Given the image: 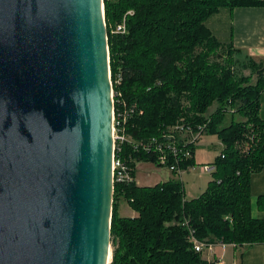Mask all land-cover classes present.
<instances>
[{"label":"trees","instance_id":"trees-1","mask_svg":"<svg viewBox=\"0 0 264 264\" xmlns=\"http://www.w3.org/2000/svg\"><path fill=\"white\" fill-rule=\"evenodd\" d=\"M102 3L114 114L128 113L123 129L130 141L115 144V158L133 174L139 162L159 167L156 153L134 143L160 139L176 125L215 135L222 145L211 163L212 179L197 198L185 199L182 183L174 178L153 186L113 185L108 264H207L190 236L235 247L264 244V217L252 215L250 193L252 176L264 168L263 69L248 61L250 75L235 74L236 50L206 26L222 9L264 8V0ZM120 26L124 32H117ZM187 147L192 157L178 164L182 171L195 164V144ZM120 200L134 217L119 215ZM255 208L264 213V192Z\"/></svg>","mask_w":264,"mask_h":264},{"label":"water","instance_id":"water-1","mask_svg":"<svg viewBox=\"0 0 264 264\" xmlns=\"http://www.w3.org/2000/svg\"><path fill=\"white\" fill-rule=\"evenodd\" d=\"M102 0H0V264H108Z\"/></svg>","mask_w":264,"mask_h":264},{"label":"rangeland","instance_id":"rangeland-1","mask_svg":"<svg viewBox=\"0 0 264 264\" xmlns=\"http://www.w3.org/2000/svg\"><path fill=\"white\" fill-rule=\"evenodd\" d=\"M214 16V15H212ZM210 18V17H209ZM208 18V19H209ZM206 20V23L208 22ZM234 64L233 71L238 76H248L250 75V70L247 68V61L238 57L234 54ZM256 80V75L253 74L252 82ZM113 98V97H112ZM217 106L214 104L208 108L206 115H211ZM230 116L227 117L229 119ZM237 119L236 116L233 117ZM222 150V145L218 138L215 135L202 134L200 139L195 143V154H194V166L190 167L182 172L179 176L173 173H169L166 167H157L151 163H136V174L139 180V184L142 186H152L158 182H163L168 179V176L172 177V179H177L179 182H182L185 189V196L187 199L196 198L199 196L204 189L207 187V183L212 179L210 173L202 172V169L205 166H211V163L214 159L220 154ZM206 186V187H205ZM264 192V168L261 172L254 174L251 179V201H252V209L255 211V201L258 195ZM123 201V200H121ZM122 208L120 210V216L129 217L131 214L136 215L134 211L130 209L126 202L123 201ZM224 253L221 257V248L220 246L214 247V251L216 253V257L223 260L225 264H239L240 262V251L238 248L234 250L233 248L224 247ZM254 256L257 259L264 260L262 254L257 250H251ZM210 255L206 252L201 253V257L204 259ZM245 254L243 255V259ZM111 259V246L109 251V262ZM213 264V263H212Z\"/></svg>","mask_w":264,"mask_h":264},{"label":"crops","instance_id":"crops-1","mask_svg":"<svg viewBox=\"0 0 264 264\" xmlns=\"http://www.w3.org/2000/svg\"><path fill=\"white\" fill-rule=\"evenodd\" d=\"M206 26L209 28L213 36L218 41H220L223 44L230 45L234 50H236L235 54L238 57H241L242 59L247 61V63L248 61H251L260 65V67L263 69V77H264V8H236L232 10L222 9L217 14L211 16L208 19ZM259 116L261 119L264 120V90L260 95ZM136 168L137 167L135 165L134 167L135 182L138 186H142L139 184V180L136 174ZM168 172L171 173L170 171ZM170 179H172V177H170L169 175L166 181ZM185 199H187L186 196ZM122 203L123 201L121 200L118 202L119 215H120V210L123 206ZM130 214L131 215L129 217H134V215H132L134 213H130ZM252 215L258 218L264 217V213L259 212L256 208L255 211H253L252 209ZM214 246L215 247L220 246L222 251L221 257L223 256L224 253V249H225L224 247L233 248L234 250L238 248V250L240 251L239 264H264V260L257 259L254 256L253 252L251 251V250H257L262 254V257H264V244L244 245L241 247H235L233 245H221V244H214ZM244 254L245 257L243 259L242 257ZM221 257L217 258L216 253L214 251L213 256L212 255H210V257L207 256L204 258V260L207 262V264H209V262L215 264L218 261L223 262ZM223 264L225 263L223 262ZM232 264L235 263L232 262Z\"/></svg>","mask_w":264,"mask_h":264},{"label":"built area","instance_id":"built-area-1","mask_svg":"<svg viewBox=\"0 0 264 264\" xmlns=\"http://www.w3.org/2000/svg\"><path fill=\"white\" fill-rule=\"evenodd\" d=\"M124 26L117 28V32H124ZM112 85V84H111ZM113 97V92H112ZM113 100V98H112ZM133 110H130L132 113ZM128 118V113L114 114L112 113V139H113V159H112V181L113 185L136 183L132 169L120 158H115V144L121 145L124 142L130 141L124 134L123 125ZM202 133H194L190 130H183L182 127L176 125L169 127L160 139L152 138L147 142L134 143V148L140 147L146 152H154L157 156V164L159 167H166L173 174L180 175L183 171L178 167L181 161L188 160L192 157L190 148L187 145L195 144L201 137ZM214 170L213 166H205L202 172L211 173ZM190 241L197 253L206 252L209 255H214V244L198 241L193 236H190ZM209 264H212L209 262ZM215 264H223L218 261Z\"/></svg>","mask_w":264,"mask_h":264}]
</instances>
